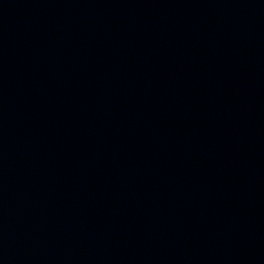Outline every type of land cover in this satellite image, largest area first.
<instances>
[{"label":"water","instance_id":"1","mask_svg":"<svg viewBox=\"0 0 264 264\" xmlns=\"http://www.w3.org/2000/svg\"><path fill=\"white\" fill-rule=\"evenodd\" d=\"M0 264H264V0H0Z\"/></svg>","mask_w":264,"mask_h":264}]
</instances>
